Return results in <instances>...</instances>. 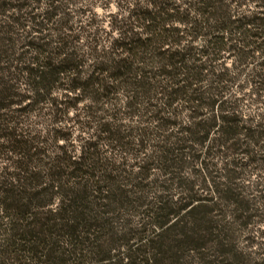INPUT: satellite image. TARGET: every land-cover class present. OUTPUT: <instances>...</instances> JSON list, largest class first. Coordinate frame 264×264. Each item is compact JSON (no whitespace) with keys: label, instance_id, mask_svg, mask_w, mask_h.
Listing matches in <instances>:
<instances>
[{"label":"trees","instance_id":"obj_1","mask_svg":"<svg viewBox=\"0 0 264 264\" xmlns=\"http://www.w3.org/2000/svg\"><path fill=\"white\" fill-rule=\"evenodd\" d=\"M109 2L0 0V264H252L264 0Z\"/></svg>","mask_w":264,"mask_h":264},{"label":"rangeland","instance_id":"obj_2","mask_svg":"<svg viewBox=\"0 0 264 264\" xmlns=\"http://www.w3.org/2000/svg\"><path fill=\"white\" fill-rule=\"evenodd\" d=\"M117 9L115 0H110V2L106 5H99L96 4L93 7V12L95 15L101 19V22L103 23V27L108 26V19L110 14L115 13ZM78 107H82V104L78 105ZM251 108H248L246 110L247 113H250ZM69 115H72V110H70ZM35 117L34 115L31 116V119L33 120ZM65 124V123H63ZM43 125V123H42ZM39 124V126H42ZM73 131V137H72V144L74 153H77L79 148V138L78 135L84 136L83 132L76 131L74 127L71 128ZM4 163L0 161V167ZM252 179V177H251ZM248 183V182H246ZM261 211L263 213V217H260L258 220L255 221L253 225L254 228L250 231L246 232H239L236 233V242H235V248L236 250L241 254V256L244 258V260L248 261L249 263H252L264 259V203L260 204ZM137 219H133V221H136ZM184 261L187 262V264H199L198 260L196 258H193V256L189 255L187 256Z\"/></svg>","mask_w":264,"mask_h":264}]
</instances>
